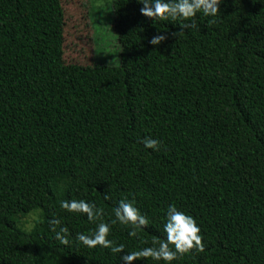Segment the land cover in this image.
I'll use <instances>...</instances> for the list:
<instances>
[{
	"label": "trees",
	"instance_id": "obj_1",
	"mask_svg": "<svg viewBox=\"0 0 264 264\" xmlns=\"http://www.w3.org/2000/svg\"><path fill=\"white\" fill-rule=\"evenodd\" d=\"M142 7L113 0L120 64L83 65L63 58L60 0H0V264H123L166 239L169 205L204 238L171 264H264V0H222L189 20ZM158 33L166 41L151 45ZM80 199L104 210L123 253L76 239L100 223L61 207ZM121 200L149 221L134 237L111 224ZM37 209L32 229L18 225Z\"/></svg>",
	"mask_w": 264,
	"mask_h": 264
},
{
	"label": "clouds",
	"instance_id": "obj_2",
	"mask_svg": "<svg viewBox=\"0 0 264 264\" xmlns=\"http://www.w3.org/2000/svg\"><path fill=\"white\" fill-rule=\"evenodd\" d=\"M138 2L143 5L140 9L141 14L150 19L176 20L181 18L189 20L195 17L198 12H203L206 16H216L220 12L219 5L222 0H138ZM195 27L194 21L191 24H183L180 33L184 29ZM166 39V35L158 33L151 38L149 43L158 46ZM142 143L146 148L156 151L160 148V141L151 137L143 139ZM105 199H110V197L105 195ZM61 207L69 212L84 213L89 221H100L91 235L78 233L76 239L79 242L90 248L101 246L110 248L113 253L124 252V245H115L113 241L108 239L111 227L109 223L103 222L104 210L102 208H98L95 203L83 199L63 201ZM117 222L123 225H132L133 230L129 235L133 237L137 235L136 229L146 228L149 224L147 217L141 214L132 201L128 200H121L115 208V219L111 221V224ZM60 223L57 218L49 221L51 230L56 233L55 238L61 244L68 245L69 230L67 227H59ZM57 227H59V231H57ZM164 232L166 233V239H154L153 246L121 256L123 264H134L137 260L147 258L156 261L163 260L167 264H171L173 260L180 258L193 249L200 252L204 251V238L195 218L179 210L175 205H169L167 209Z\"/></svg>",
	"mask_w": 264,
	"mask_h": 264
},
{
	"label": "rangeland",
	"instance_id": "obj_3",
	"mask_svg": "<svg viewBox=\"0 0 264 264\" xmlns=\"http://www.w3.org/2000/svg\"><path fill=\"white\" fill-rule=\"evenodd\" d=\"M64 10L63 58L66 62L120 64V43L114 28L113 0H60ZM39 210V211H38ZM41 209L18 219L32 229Z\"/></svg>",
	"mask_w": 264,
	"mask_h": 264
}]
</instances>
